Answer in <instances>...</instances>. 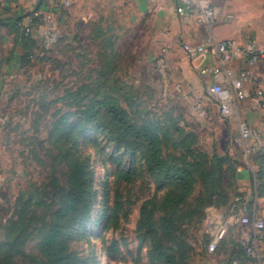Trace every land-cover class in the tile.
<instances>
[{"label":"rangeland","instance_id":"1","mask_svg":"<svg viewBox=\"0 0 264 264\" xmlns=\"http://www.w3.org/2000/svg\"><path fill=\"white\" fill-rule=\"evenodd\" d=\"M212 3L219 22L240 30L234 40L256 38L264 47V0ZM134 8L114 3L91 33L37 46L12 78L0 75V264H59L41 244L60 215L58 247L70 264H162L152 258L156 243L175 264L249 260L252 239L234 236L241 228L232 208L242 196L251 216L264 220V111L247 99L225 117L197 95L187 56L158 36L163 22L132 19ZM165 50L170 82L158 71ZM255 72L264 91V68ZM112 106L123 121L113 119ZM239 120L262 138L247 154Z\"/></svg>","mask_w":264,"mask_h":264},{"label":"built area","instance_id":"2","mask_svg":"<svg viewBox=\"0 0 264 264\" xmlns=\"http://www.w3.org/2000/svg\"><path fill=\"white\" fill-rule=\"evenodd\" d=\"M60 5L68 8L72 5V0H58L55 7ZM177 12L179 15L196 12L197 21L208 27L219 20L218 10L209 0H179ZM24 31L27 36L37 41L40 48L46 49L56 46L61 37L55 19L50 14L37 9L31 14ZM182 50L189 58L192 68L204 81L206 93L203 99L219 106L225 117L236 116L241 103L247 99L252 101L256 109L264 111L261 77L255 72L258 68H264V47L259 45L256 38H249L243 44L234 39L222 41L209 39L205 43H184ZM165 52L166 55L159 59L158 71L163 81L170 82L166 69L167 50ZM172 86L180 98L189 99V93L185 91L182 83H174ZM247 87H254L255 93L251 94ZM197 108H202L201 102L198 103ZM261 140V134L250 123L245 120L238 121V142L243 145L245 154L249 152L251 145L259 144ZM247 202L235 205L244 212L241 222L251 225L256 237H259L264 233V220L245 214L248 211ZM224 231L221 228L216 232L210 250L218 246ZM246 252L251 258L259 257V253L251 243L246 246Z\"/></svg>","mask_w":264,"mask_h":264},{"label":"crops","instance_id":"3","mask_svg":"<svg viewBox=\"0 0 264 264\" xmlns=\"http://www.w3.org/2000/svg\"><path fill=\"white\" fill-rule=\"evenodd\" d=\"M57 1L43 0L38 6L39 0H0V64L2 65L7 61L9 63L8 65L4 64V67L1 68L2 71L4 70L0 74L1 78H12L20 68L24 53L23 28L29 23L30 16L36 9L50 14L55 19L61 38L67 37L70 44L76 42L78 30H86L88 34L91 33L96 22L99 21V17L109 14L112 10L109 8L117 2H128V4L135 6L134 9L130 10L132 19L139 16H149L161 20L163 25L157 31L158 36L164 40L165 46L178 47L184 55H186L182 50L184 43H205L209 39L217 41L240 39V30H237L238 27L234 24L228 25L224 21L219 22L218 20L217 23L208 27L197 21L196 12H191L189 15H179L177 12L179 0H72V5L68 8L63 7V5L55 7ZM209 1L215 2L216 0ZM215 4L214 6L217 7L218 5ZM27 13L28 16L25 17L24 15ZM17 21L21 22L16 24ZM92 38L98 39L94 34ZM187 59L190 74L194 77L193 88L197 95L204 96L206 93L204 81L192 68L188 57ZM237 206L234 205L232 208V219L238 223L241 231H236L234 236L241 240L252 239L249 243L255 246L259 257L249 258L247 261L234 264H264V233L256 237L253 227L241 222L244 212ZM245 214L252 217L249 211Z\"/></svg>","mask_w":264,"mask_h":264},{"label":"trees","instance_id":"4","mask_svg":"<svg viewBox=\"0 0 264 264\" xmlns=\"http://www.w3.org/2000/svg\"><path fill=\"white\" fill-rule=\"evenodd\" d=\"M20 22L21 21H17L16 24H18ZM24 29H25V27L23 28V35H22L24 53L22 56V62H21L22 64L21 65L24 64L25 59L31 61V58L33 56H35V54H36L35 50H36V47L38 46L37 41L32 39L31 36H27L25 34ZM61 40H62V38L60 37L59 42ZM104 104H106V102ZM109 113L112 115L114 120H117L119 122L124 120V118L121 116L122 111L119 109H116L113 106L110 108ZM127 128L129 129L130 132L137 133V130L134 127L129 126ZM146 138L149 141L151 150L153 152L154 159L158 158V156H157L158 148H157V144H156V139H154V136H152V135H149ZM77 168L79 169L78 165H76L75 169L73 170V173H74L73 179L75 181H77V183L80 184V183H83V177ZM176 176H178V174H176ZM237 199H239V200H237ZM245 201L246 200L244 197L238 196L235 200L234 205L238 204V203H243ZM247 205L249 206L248 202H247ZM74 207H75V200L68 203V206L64 209V212L68 213L69 211H72ZM62 221H63V216L62 215L58 216L57 224L49 231V233L46 235V237H44L42 244H41V247H42V250L44 251V253H46L50 256H57V261L59 262V264H70L65 251L58 247V241L60 239ZM164 222L169 223L168 220L167 221L165 220ZM244 250H245V254L247 255L246 247ZM153 253H154V257H152V258L159 260V262H161L162 264H175L174 258L171 255L166 254L163 251L161 244L156 243L154 245ZM249 258H251V257H249Z\"/></svg>","mask_w":264,"mask_h":264},{"label":"water","instance_id":"5","mask_svg":"<svg viewBox=\"0 0 264 264\" xmlns=\"http://www.w3.org/2000/svg\"><path fill=\"white\" fill-rule=\"evenodd\" d=\"M43 0H39L38 6L42 3ZM25 17L28 16V13L24 15Z\"/></svg>","mask_w":264,"mask_h":264}]
</instances>
